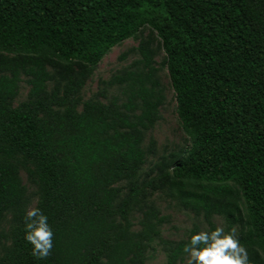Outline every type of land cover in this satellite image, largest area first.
Here are the masks:
<instances>
[{
	"label": "trees",
	"instance_id": "obj_1",
	"mask_svg": "<svg viewBox=\"0 0 264 264\" xmlns=\"http://www.w3.org/2000/svg\"><path fill=\"white\" fill-rule=\"evenodd\" d=\"M145 28L189 146L141 172L164 103L151 40L104 83L117 97L82 102L80 92L110 49ZM20 172L53 231L46 259L24 239ZM157 192L205 230L213 216L235 226L250 264H264V0H0V264H145L153 243L165 264H186L200 229L161 239Z\"/></svg>",
	"mask_w": 264,
	"mask_h": 264
},
{
	"label": "rangeland",
	"instance_id": "obj_2",
	"mask_svg": "<svg viewBox=\"0 0 264 264\" xmlns=\"http://www.w3.org/2000/svg\"><path fill=\"white\" fill-rule=\"evenodd\" d=\"M148 38L151 40V47L155 53L156 79L163 89L164 103L158 109L159 120L155 123L152 130L145 133L142 144L143 148H146L149 138L153 140L154 147L153 154L147 157L141 172H146L162 156L181 151L189 146L188 138L182 133L179 127L175 112L174 94L169 86L167 73L161 65L163 54L158 47V41L155 35L151 33L149 29L145 28L137 34L136 38L124 41L110 49L93 69L80 92L82 102L97 98L99 101L107 103L112 97H117V90L105 86L104 83L138 59V55L134 49L141 40H146ZM122 56L123 58L121 59ZM24 80L25 79L22 77L17 97L13 103L14 106L25 100L28 88ZM99 94H103L104 98H101ZM20 178L27 189V195L30 199L28 209L35 207L37 201L36 185L26 179L24 172H20ZM150 202L158 210L159 215L164 218L163 224L159 227V237L163 240L178 241L184 239L192 224H196L200 231L206 229L201 217H195L190 211L181 209L177 203L165 193L157 192L153 194L150 198ZM138 218L139 215L136 213L131 215L134 231L138 229ZM212 222L216 227L221 226L225 228L222 219L218 216H213ZM8 224L9 216L4 215L1 221V228L7 231ZM146 255L147 259L145 264H165L164 254L157 243L151 245Z\"/></svg>",
	"mask_w": 264,
	"mask_h": 264
},
{
	"label": "clouds",
	"instance_id": "obj_3",
	"mask_svg": "<svg viewBox=\"0 0 264 264\" xmlns=\"http://www.w3.org/2000/svg\"><path fill=\"white\" fill-rule=\"evenodd\" d=\"M24 221V239L32 246V255L48 258L53 248V231L47 216L39 208L31 207ZM183 252L187 256L186 264H250L248 251L240 244L235 226L229 231L217 226L192 234Z\"/></svg>",
	"mask_w": 264,
	"mask_h": 264
}]
</instances>
